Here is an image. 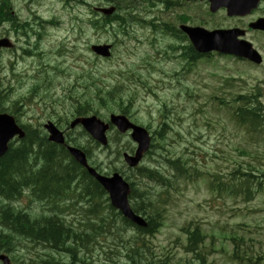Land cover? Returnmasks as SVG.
I'll return each mask as SVG.
<instances>
[{
  "label": "rangeland",
  "instance_id": "obj_1",
  "mask_svg": "<svg viewBox=\"0 0 264 264\" xmlns=\"http://www.w3.org/2000/svg\"><path fill=\"white\" fill-rule=\"evenodd\" d=\"M87 1L93 4L94 7H98V2H101L99 0ZM102 1L106 2V0ZM12 4V11L18 15L19 21H26L31 26L39 23V21H36L35 16L41 17L44 21H52L57 17L59 27L47 26L45 30L47 38L43 41L41 47L49 54L48 59L53 65L65 61L62 68L63 70L67 69V73L73 78L66 80V77H61L58 79V83L61 85L57 96L54 98L57 101L54 108L63 113L70 111L71 102L69 100V103H64L62 98L66 97L67 88L71 87L76 75H80L81 70L78 67L72 69L77 65L74 59L58 58L55 54L50 53H55L60 48L70 49L73 45L74 50H76L74 58L81 56L83 61L89 63V75L97 78L103 77L106 85L112 83L111 76H117V73L121 70L130 67L131 63L145 60L143 56L149 58V62L155 66L158 64L157 61L162 60L161 56H158L157 45L155 47L148 45L142 38L146 32L142 31L137 33V38L141 40H133L127 43L126 47H119L111 62L102 59L97 60L87 47V43L90 42L89 47L92 44H105L112 41V36L89 30L86 36H82L81 41H77L76 33L71 35V32H69L73 15L79 14L84 18L88 11H91V8L79 7L75 5L74 1H70L67 6L68 10L64 8L65 0H12ZM166 19L169 20L167 17ZM36 29L38 30L37 27ZM2 30L3 27L0 28V33H3ZM11 35L17 37L13 31ZM149 40H152V38L149 37ZM161 40L162 37L158 39V44ZM256 40L258 44L264 41L263 38H256ZM13 41L16 42L15 39ZM31 44H34V40L31 41ZM169 44L170 41H163L165 47ZM20 45L22 44L19 43L18 46ZM13 60L15 58L12 55L6 52L2 54V62H0L1 77L5 78V74L8 73L6 67L9 64L7 62ZM34 64L33 59L20 61L16 69L22 74L26 73L25 77L27 75L30 77L33 74ZM162 67H164L165 76L176 70L175 65L172 64L169 58L162 63ZM140 68L138 67L134 71H139ZM150 71H156V69L150 67ZM231 79H234V82ZM160 81L161 75H155L151 80V85L157 97H148L146 101L138 104L137 118L153 125L154 129L158 125V121H150L148 108H153V118L157 119L158 110L162 109L163 102H166L169 108L172 107L169 117L174 121L173 124L171 123L173 131L170 139L164 143L165 151L155 152L150 158L144 160V165L156 166L155 162H159L163 165L164 170L169 171L163 164V158L182 156L190 165L196 166L197 169L205 173L228 174L229 176V173L237 165L246 163H253L264 170V140L258 142L255 139L252 140L249 135L234 125L231 114L228 113L227 109L219 111L213 99H210L215 95L228 98L231 91L249 93L252 87L258 83L264 85V64L261 68H253L246 65L244 61H234L228 57L221 59L215 56L211 61L199 62L195 74L186 77L185 87L189 88L190 91L188 92L186 88L181 90L175 87L169 91L164 92L162 90L159 92L157 88L161 85ZM26 91L27 84L17 92V95L24 94ZM80 91L79 87V90H75L74 94L82 103L81 97H83V94ZM84 98L86 99L85 96ZM31 107V118L40 116L43 112L42 109L45 108L42 104ZM23 121L29 120L25 118ZM241 150L246 151L249 155H241ZM104 159V157H101V160L106 161ZM228 176L227 179L230 178ZM164 190L156 188V192ZM168 195L170 201L167 206L165 226L160 235L152 240L161 257L172 256L174 263H176L177 256L184 258L174 242L181 235V228L189 222L197 223L201 232L205 233L204 236L207 235L203 240L205 245H209L212 241V245L206 248L208 254L204 264H230L224 261L227 252L226 246H231L229 241L224 240L228 234L237 232L238 236L246 238L248 245L251 239L253 248H259V241H264L261 240L264 237V193L259 194L254 200L247 203L244 202L242 197H231L226 193H224V197H221L219 194L209 191L207 179L203 178L195 182L179 179L174 183V189ZM37 207V204H33L34 209H37ZM117 233L115 232L113 235L118 236ZM210 235H214L215 239L212 240ZM20 244V252L24 253L27 259L34 257L35 253L39 251L37 249L35 253L32 252V246L38 247L39 245L29 240L22 241ZM107 245H112V241L108 240ZM22 246L26 248L21 249ZM112 249L108 248L109 251H112ZM212 249L216 252H212ZM223 250L224 252H221Z\"/></svg>",
  "mask_w": 264,
  "mask_h": 264
},
{
  "label": "trees",
  "instance_id": "obj_2",
  "mask_svg": "<svg viewBox=\"0 0 264 264\" xmlns=\"http://www.w3.org/2000/svg\"><path fill=\"white\" fill-rule=\"evenodd\" d=\"M9 2L10 0H0V27L3 22H9L16 29H19L22 24H17L15 18L8 11ZM106 2L116 6L118 14L111 19L102 17V19L91 21L94 30L108 31L107 26H112V22L119 14L121 16L117 17L118 24L122 26V23L130 22L128 19L132 17L127 16V9L133 8L136 0H106ZM138 22L141 23L142 20L139 19ZM2 36L3 34L0 33V37ZM184 52L185 54L189 52L192 60L198 56L189 45L184 47ZM175 80L177 82L176 88L181 87L180 79L176 78ZM17 83L21 85V80L18 79ZM16 89L19 88L2 90L0 79V113L14 116L26 131L25 138L11 142L6 154L0 158V254L10 256L12 264H23V261L24 264H92L90 262L92 258L86 259L83 254H91L93 248L94 250L98 247L102 248L99 244L100 240L101 242L102 240H108L112 236L111 233L135 231V229L152 235L158 233L164 223L165 207L163 205L162 212L161 205L157 201L159 197L151 192L155 185L167 189L172 186L171 180L158 169L159 167L156 169L147 167L138 169L143 178L147 182L149 181V184H153L152 188L149 189L147 185L142 183L139 185L142 188H137L133 186V183L131 184L132 195L130 199L133 201L134 211L149 218L146 229L141 230L135 227L107 204L104 209L98 208L93 212L90 210L89 219L84 220L82 223L77 222V225H73L71 221H68L66 214L72 208L70 201L74 200L77 194L71 187L74 185L77 175L80 176L81 169L63 146L60 147L48 141L40 126L33 128L31 125L20 122L21 114L18 113L19 108L17 105L24 101L31 102L28 97L34 94L35 86L34 84L31 85L27 97L17 95ZM106 93L107 95L110 94L106 90L102 93H91L89 103L100 100ZM262 96L261 90L257 88L250 93L238 94L233 98L235 106L231 110L235 123L244 128L250 135L261 133L264 135ZM102 101H105V99ZM113 104L115 103H111L109 100L105 103L106 106H109L106 109L108 111L112 110ZM222 105L226 104L222 102L220 106ZM163 110L165 113L163 118L166 120L171 111L166 102H163ZM164 120L162 124L168 125ZM160 138L164 140L166 138L165 134H162ZM261 139L263 137L259 138V140ZM157 145L155 143V147ZM241 154L247 155L248 153L244 151ZM167 162L168 166L170 165L175 172V182L179 179L188 180L201 174L200 171L192 168L190 163L184 160L183 157L167 159ZM83 175L84 173L81 177ZM86 179L87 181H81L88 185L85 193L88 198L93 197L90 202H95L98 205L97 197L104 195V191L91 178L86 177ZM216 179L217 177L214 178V175H211V180L218 188L217 191L220 193L227 191L231 197H242L246 203L264 193V170L253 163L238 166L230 174L229 180ZM213 183L211 187L214 189L215 185ZM99 193L100 196H98ZM167 197L168 195L165 198ZM23 198H29L30 202L44 201L47 203L46 205H49L53 215L34 217L24 207L16 205ZM162 199H164V196H161ZM192 225L188 226L192 227ZM182 230L189 231L185 228ZM195 231L194 236H197L200 240L199 228L197 227ZM104 234L107 235L104 237ZM26 240L49 247L52 251L45 256L36 254V257H31L29 260L23 259L24 256L20 255L18 248L21 246L20 243ZM24 248L26 247L22 246L21 249ZM57 255L58 258H56ZM60 255L62 257L63 255L66 256L67 259L63 262ZM104 255L107 258L109 252L105 251ZM155 264L164 263L157 262Z\"/></svg>",
  "mask_w": 264,
  "mask_h": 264
},
{
  "label": "water",
  "instance_id": "obj_3",
  "mask_svg": "<svg viewBox=\"0 0 264 264\" xmlns=\"http://www.w3.org/2000/svg\"><path fill=\"white\" fill-rule=\"evenodd\" d=\"M114 11V7L101 9V12L104 15H111ZM182 30L188 35L194 48L201 53L217 50L225 54H236L249 57L250 59L256 60L258 63H260V58H257V53L251 49L250 45H239V42L237 41L239 32L237 31L208 32L201 28L189 27H182ZM8 46H10L8 40H0V49ZM92 50L101 56L107 57L110 55V46H93ZM113 122L121 127L122 131H126L128 128L132 127L125 117H115L113 118ZM101 123L102 122L97 120L95 117L83 121V125L92 134V136L94 138L96 137L100 142H102V144H106L104 135L106 127ZM46 128L50 133V141L58 144L65 143L63 134L59 132L53 124L50 123L48 126H46ZM16 136L23 138L25 136V132L21 127L18 126L14 117L7 114H0V158L6 154L9 143ZM132 137L136 142L139 143V149L136 153V157L132 159V165L135 166L142 158V155L149 149L150 138L148 133L141 128H134V134ZM67 148L77 162L86 165L85 154L80 149L71 146H67ZM90 173L97 177V175L94 174L92 170H90ZM98 179L111 196L113 205L120 209L123 215L132 222L138 224L141 227H145V221L142 218L136 216L129 206L127 200L129 187L121 179H118L117 175H115L112 179L98 176ZM0 260L3 262V264H10L9 258L4 255L0 256Z\"/></svg>",
  "mask_w": 264,
  "mask_h": 264
},
{
  "label": "flooded vegetation",
  "instance_id": "obj_4",
  "mask_svg": "<svg viewBox=\"0 0 264 264\" xmlns=\"http://www.w3.org/2000/svg\"><path fill=\"white\" fill-rule=\"evenodd\" d=\"M149 6H152L153 0H149ZM158 1V0H156ZM162 6L165 7L166 9V14H169L171 11H173V14H175V23L181 22L180 24H186L188 26L195 27L197 25V22H204L207 26H211L214 29H224V28H244V26L250 22H253L259 18L264 17V0L260 1L257 5V8L253 10L250 14V16L245 17V18H228L226 16V12L221 10L218 11L214 14H212L209 10V5L206 2L202 1H187V0H162ZM189 6V15L187 16L186 12V7ZM201 6L205 8V10H201ZM128 10V9H127ZM128 12V11H127ZM177 12V14L175 13ZM201 12L203 15H201ZM127 15L132 17V14L127 13ZM118 16H121L120 14ZM117 16V17H118ZM221 16V17H220ZM224 16V17H223ZM118 19V18H117ZM120 21V20H119ZM120 27L121 33L124 34L122 39L119 41V46L120 48L124 47V44L126 43L127 38L128 39H138L137 38V29L135 26H133L130 23H122V26L120 24H117ZM147 26V33L145 35H149V24ZM180 26L178 25V29L180 30ZM218 26V27H217ZM173 29H171V32ZM175 31L177 35H179L181 32H178L177 28L175 27ZM262 33V32H261ZM164 32L159 30V33H155L156 38H161L163 36ZM264 34V33H263ZM168 38V37H167ZM164 41V39H163ZM170 41L173 42V45L177 47L180 51L183 50L184 48V43L180 40H178L175 37V33L170 38ZM164 56L161 57L162 60L157 61L159 62V65L156 67V70L158 74L160 73L161 75L165 76V71L164 67H162V63L166 61V56H167V51H163ZM182 55L184 56V50L182 52ZM158 56H161L159 54ZM172 58L176 61L180 60L181 55L180 54H175L172 56ZM149 60V58H147ZM137 65V62L131 63L130 67H126L123 73L121 74L122 76L128 77L131 76L135 73L134 71V66ZM85 95H88L89 87L88 84L85 83L83 86ZM73 114H71L73 118ZM79 117L78 115H76ZM75 116V117H76ZM77 132L74 131V135ZM244 244V243H242ZM261 247L259 248H254L253 249V263L250 262L249 258V250L246 247H241V248H235L233 249L232 252V257L235 258L236 264H264V246L263 243H259ZM232 263H235L233 260H231Z\"/></svg>",
  "mask_w": 264,
  "mask_h": 264
},
{
  "label": "bare ground",
  "instance_id": "obj_5",
  "mask_svg": "<svg viewBox=\"0 0 264 264\" xmlns=\"http://www.w3.org/2000/svg\"><path fill=\"white\" fill-rule=\"evenodd\" d=\"M89 182H90V181H89ZM88 192H89V191H88ZM58 197H59V196H58ZM45 198H46V197H45ZM45 198H44V199H45ZM46 199H47V198H46ZM53 247H54V246H53ZM57 247H58V246H57Z\"/></svg>",
  "mask_w": 264,
  "mask_h": 264
}]
</instances>
